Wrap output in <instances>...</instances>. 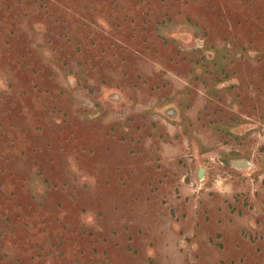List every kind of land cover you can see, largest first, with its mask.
Returning a JSON list of instances; mask_svg holds the SVG:
<instances>
[{
	"label": "rangeland",
	"instance_id": "obj_1",
	"mask_svg": "<svg viewBox=\"0 0 264 264\" xmlns=\"http://www.w3.org/2000/svg\"><path fill=\"white\" fill-rule=\"evenodd\" d=\"M0 264H264V0H0Z\"/></svg>",
	"mask_w": 264,
	"mask_h": 264
},
{
	"label": "water",
	"instance_id": "obj_2",
	"mask_svg": "<svg viewBox=\"0 0 264 264\" xmlns=\"http://www.w3.org/2000/svg\"><path fill=\"white\" fill-rule=\"evenodd\" d=\"M233 165L236 167H247V162L245 160H240V161H233ZM201 170H199V173Z\"/></svg>",
	"mask_w": 264,
	"mask_h": 264
}]
</instances>
